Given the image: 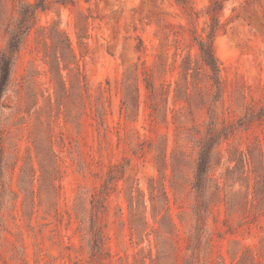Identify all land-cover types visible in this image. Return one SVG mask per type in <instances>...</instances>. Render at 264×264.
I'll list each match as a JSON object with an SVG mask.
<instances>
[{"label":"rangeland","instance_id":"rangeland-1","mask_svg":"<svg viewBox=\"0 0 264 264\" xmlns=\"http://www.w3.org/2000/svg\"><path fill=\"white\" fill-rule=\"evenodd\" d=\"M37 2L0 0V55L21 4ZM48 2L17 62L1 117L6 156L16 163L7 175L12 188L31 186L28 166L33 164V188L41 193L34 212L31 198L23 203V193L16 208L12 195L0 206V264H25L23 259L26 264H92L81 227L89 225L92 197L112 169L120 178L101 215L110 257L94 264H185L196 226L195 141L206 136L216 105L236 133L221 144L213 171L221 187L226 177L235 185L226 189L227 204L217 194L211 197L206 228L214 234L213 264H220V256L224 264H236L244 252L264 264V215L239 226L246 198L236 169H241L239 151L250 153L247 169L259 171L262 165L253 144L264 139V0ZM214 25L224 89L218 104L197 44L207 40ZM59 31L69 39L77 63L67 69L62 64L65 90L51 83L44 61L61 40ZM145 70L153 75L165 122L150 107ZM251 118L249 130L239 126ZM52 149L61 170L55 187L44 164ZM164 192L172 221L167 215L154 218L165 203Z\"/></svg>","mask_w":264,"mask_h":264},{"label":"trees","instance_id":"trees-1","mask_svg":"<svg viewBox=\"0 0 264 264\" xmlns=\"http://www.w3.org/2000/svg\"><path fill=\"white\" fill-rule=\"evenodd\" d=\"M49 7L48 0H38L35 4H21L19 11V18L13 29L8 30L9 41L6 50L0 55V206L7 201V197L13 196L12 208H16L15 201L20 198V193L24 194L23 203H27L31 198L32 212L35 208V197L40 192H36L33 188L34 180L37 171L33 164L28 166L32 175L31 186L25 188L23 183L19 184V191L12 188L10 180H8L9 170H15L16 163L8 161L6 156V149L4 143V131L1 127V117L4 109V99L14 87V77L16 73L17 62L21 56L23 50L27 48L30 34L33 28L37 24L38 13L40 11H46ZM216 26H212L211 32L208 34L207 40H199L198 47L201 54V60L203 65L209 71V78L212 82L214 91V100L216 104L222 101L223 98V82L221 78V67L219 60L214 50V37ZM59 35L58 42L53 44V54L49 55L45 53L44 61L49 68L51 74V83L63 84V90H65V83L62 76V64L64 69H67L71 65H75L76 56L73 53V49L69 43V39L62 32H57ZM50 39L53 41L51 35ZM35 70L32 71L34 73ZM31 75V84H34V79ZM144 83L148 91V99L152 102L150 107L154 110H158V116L163 118L165 122V113L159 109L158 90L154 84L153 75L150 70L144 71ZM86 86V84H85ZM23 86L17 89V94L22 96ZM139 103V101H137ZM126 113H129V105L127 102L123 103ZM104 116V114H102ZM253 119L240 120L239 126L244 130H249L251 127L249 123H252ZM236 127L233 124H229L226 119L221 117L219 106L216 105L214 109L209 112V120L207 123L206 136L203 139L195 141L199 152L196 160V166L194 170V179L192 182V189L196 194L197 206L195 207L194 215L196 218L195 232L192 236L193 242L188 250L191 251L190 260L185 264H213L212 253L214 247V234L207 229L209 215L212 213V195L219 196V202L227 204L231 196H229L226 189L234 188V184H228L230 177L225 178V186L221 187L220 183L216 181L214 177L215 160L220 156V146L223 141L228 140L231 136L235 135ZM262 157V165L259 171L247 169L246 165L249 163L250 153L239 151V159H237V165H241L239 170L240 181L244 184L245 193V206L242 222L239 226L248 225L253 221H256L260 216L264 215V139L257 137L253 144ZM48 163L47 168L51 173V185L55 187V180L61 174L59 157L52 149L48 158L44 160V164ZM41 168L42 165H41ZM235 169V170H236ZM123 172V171H121ZM254 176V183H251V178ZM120 177L115 173V169L110 170L108 178L103 185V188L97 196H93L91 200V217L90 223L87 227H81L85 232L86 238H88V246L90 250V262L94 264L95 261L102 262L110 257L108 251V236L104 227L101 224V215L107 212V200L111 191L114 189V183ZM165 203L162 206L161 212H153L154 218L159 216L170 217L169 215V203L164 192ZM9 202V201H8ZM251 207V208H250ZM256 209V210H254ZM146 212V208L144 213ZM145 218V217H144ZM2 221V217L0 216ZM5 229V227H3ZM6 230V229H5ZM236 231V228L232 229ZM222 236V233L220 234ZM174 238V237H173ZM172 238V239H173ZM220 264H224L225 260L223 256H220ZM236 264H259V261L254 256H250L247 252L235 257ZM23 263H27L23 259ZM103 264V263H102Z\"/></svg>","mask_w":264,"mask_h":264}]
</instances>
